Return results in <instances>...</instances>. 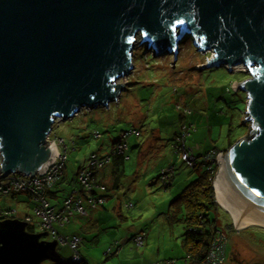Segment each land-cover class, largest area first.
Returning a JSON list of instances; mask_svg holds the SVG:
<instances>
[{"label":"water","instance_id":"obj_1","mask_svg":"<svg viewBox=\"0 0 264 264\" xmlns=\"http://www.w3.org/2000/svg\"><path fill=\"white\" fill-rule=\"evenodd\" d=\"M138 36L175 60L192 37L213 52L199 70L245 67L234 89L247 95L249 133L220 156L214 185L237 229L264 227V0H0V174H44L59 155L48 141L57 119L117 104ZM28 228L0 220V264H38L56 249Z\"/></svg>","mask_w":264,"mask_h":264},{"label":"rangeland","instance_id":"obj_2","mask_svg":"<svg viewBox=\"0 0 264 264\" xmlns=\"http://www.w3.org/2000/svg\"><path fill=\"white\" fill-rule=\"evenodd\" d=\"M140 40L138 36L133 53L134 70L127 79L121 81L127 85V90L121 93L117 104L115 101L108 108L82 109L80 114L72 119L56 120L59 123L54 124L51 137L64 139L69 152L61 181L53 189L56 197L48 198L56 209L62 207L65 198L72 190L79 188L78 174L80 169L87 165L91 154L98 153L100 156L109 154L121 132L139 129L140 136L134 134L128 138L129 151L125 154L124 160L122 158L120 162L117 159L113 160L103 171V177L111 181L115 179L114 174L121 170L120 173L124 179L114 193L120 198V203L132 201L135 209L137 208L132 211L122 208L126 217L137 218L131 233L140 230L143 226L147 227V231L152 230L153 227L160 230L161 223L164 224L168 208L173 201L172 198L179 196V193H176L177 196L171 197L170 190L165 192L161 188L158 177L163 167L170 164L175 166V190H182L186 185L182 183L184 180H188L187 178H191L194 174L197 177L203 172L201 165L194 171L188 164L194 161V155L205 153L215 146L210 144V140L208 144L203 138V134L207 133V127H213L216 146L225 151L230 140L233 138L238 140L248 135L250 129L249 123H244L247 95L234 89L235 83H241L249 78L245 67H236L232 72H229L225 66L197 69L198 65L205 66L208 63L213 57V52L198 51L190 36L180 43L176 60L171 54L156 55L152 49L141 45ZM177 86V90L182 89V95L177 96L173 92ZM181 96L186 99L187 105L193 111V114L185 120L193 123L197 131L196 136L189 138L188 141L189 145L193 146L194 155L186 153L184 161L181 160L182 153L181 159L178 154H173L169 146L170 139L165 134L166 131L172 132L181 124L179 114L174 110V105L176 106ZM212 102L219 105L218 109L222 108L224 113L214 114L212 109L216 107L211 106L212 109L208 107L213 104ZM208 113H210V119L207 121ZM95 131L101 133L102 138L94 137ZM155 132L159 133L160 139L156 138ZM225 151L221 152V156L225 154ZM216 163L219 169V159ZM0 205L16 207L21 214L34 216V204L29 202L23 194L8 196L0 194ZM211 215L217 218L219 226L223 228L229 240L225 264H239V262L264 264L263 227L250 226L237 229L234 218L222 205L212 210ZM156 223L160 224L156 225ZM232 224L233 227H231ZM180 225L183 227L182 224ZM69 226L64 228L65 233H69L66 230ZM114 226L116 225L111 227ZM114 229L116 228L112 230ZM90 230L92 231L93 228L91 227ZM119 232L116 236L118 239L126 233L121 234V230ZM84 238L90 242L89 246L95 252H87L90 249L88 245L85 249L81 246L82 253L91 264L103 261L118 264L122 256L133 251L134 257L138 251L131 249L129 252L125 242L121 241L125 245L122 256L106 260L101 245L97 246L95 242H92L93 236L84 234ZM46 239L49 240V237ZM52 256L68 260L70 251L67 248L58 247ZM148 258L150 260V255ZM48 263L51 264L52 261Z\"/></svg>","mask_w":264,"mask_h":264},{"label":"trees","instance_id":"obj_3","mask_svg":"<svg viewBox=\"0 0 264 264\" xmlns=\"http://www.w3.org/2000/svg\"><path fill=\"white\" fill-rule=\"evenodd\" d=\"M177 89L178 86L173 92L177 96L180 94L182 95V89ZM228 90L230 91V89ZM177 102L176 106L174 105V110L178 112L181 124L172 132L166 131L165 134L170 139L169 146L171 147L173 154H178L179 159H181V153L179 152L189 151L192 156L194 155L193 146L189 145L188 141L189 138L196 136L197 131L193 123H188L185 120L193 114L192 109L187 105L186 99L181 96ZM215 102H212L213 104L208 106L209 109H212L211 106H214L216 107L212 109L215 112L214 114L224 113L222 108L218 109L219 105ZM206 119L207 121L210 119V113H208ZM207 126H209L208 123ZM137 131H139V129ZM155 135H157V139H160L158 132H155ZM128 138L129 137L126 139L127 149L124 153H119L115 145L112 151L107 155L100 156L98 153L91 154L87 165L80 169V171L85 168H88L89 170L91 169L93 174L89 183L91 188L81 182L78 174L79 188L72 190V192L65 198L63 206L60 208L56 209L55 206H52L48 198L49 196L56 197V192L53 191V189L55 185L61 181L63 175L54 185L50 187L45 186L40 191L38 190L34 193L28 191L17 192L13 190L7 194L0 192V194L6 196L23 194L29 202L34 204V216L21 214L16 207L0 205L1 220L9 217L19 218L24 221L26 220L29 223L28 231L32 233H37V230L40 232L47 231L49 233V241L62 238L64 243L62 244L60 242L56 249L61 247L67 248L70 251V257L66 260L65 258H53L52 254L56 249L50 250L45 255L46 259L38 264H49L48 261H52L51 264H91L81 251V246L85 249L86 245H90V242L85 240L84 234L87 236H93L92 242H95L97 246L99 244L101 245L103 256L106 257V260H109L112 258H119L121 253L124 251L125 245L122 244L121 241L125 242L126 247L131 246V249H141L145 246L146 241L151 239L150 236L155 235V233L152 234V232L158 231L157 227H153L152 230L147 231V227L143 226L140 230H136L131 233L133 230L132 227H134V221H136L137 218L131 216L126 217L122 208L125 207L127 210L131 211L136 210L137 208L135 209V205L132 201H127L125 204L120 203V198H118L114 193L117 189H119L122 179H124L122 173H120L121 170L118 171V169L117 173L114 172L115 174L113 178L115 179L111 181L106 180L103 177L105 167L111 164L115 159L120 162V158L123 159L125 154L129 151ZM120 140L122 139L119 137L118 141ZM236 141L237 140L235 139L231 144H228V147L225 149H228L229 146L233 145ZM214 145L215 146L211 147L205 153L199 154L198 156L194 155V161L189 164L187 163L192 169H194V171H196V168L200 165L204 170L197 177H195L196 175L194 174L191 177V180H184L182 183H186V185L182 190H175L176 168L174 165L170 164L160 170L158 180L159 184H161V188L165 192L170 190L169 192L171 197L175 196L176 193H179V196L176 195L177 197L172 198L173 201L170 203L168 208V214L165 217V222L164 224L161 223V227H163V229L167 228V230L163 233L164 240L165 242L169 241L173 244L175 240L174 238H178L176 234L179 230L181 232L179 233V237H183L182 241L185 254L181 259H179V261L176 259H167L156 262L155 264L219 263L220 260L217 258H211V255L215 254V251L213 250L214 247L221 250L220 247L222 246H224L222 264L227 262L228 237L223 228L219 226L217 218H214L211 215L212 210L220 208V205L216 201V189L214 185L218 168L216 161L213 162L211 160L214 158L213 153L225 151L223 148L216 146V144ZM65 146L66 150L64 153L67 161L69 147L66 144ZM94 154L98 156L100 162H103L102 168L88 167V164ZM107 158H110L109 161H107ZM181 160L184 161L183 159ZM168 169L171 170L169 171ZM168 171L170 172L169 174ZM166 173L168 174V177H165ZM70 198H73L72 203L67 204ZM78 202H80L79 205ZM79 207L82 209L81 211ZM43 212H47L52 219L49 221L42 216ZM159 224L160 223H156V225ZM180 224H182L183 227ZM112 225H116L113 227L116 229L112 230ZM66 226H69L66 229L69 233L64 232V228ZM91 227L93 228L92 231L90 230ZM231 227H233V224ZM120 230L121 234L124 232L126 233L121 236L122 238L118 239L116 236H118ZM74 239H77L78 242L76 247L72 248L70 242ZM138 239L141 242H139ZM139 243H141V245ZM88 251L95 253L92 248L88 249L87 252ZM211 252L214 253L211 254ZM75 255L80 257L78 261H74L73 258ZM96 258L97 256H95V259ZM105 263L107 262H96V264Z\"/></svg>","mask_w":264,"mask_h":264},{"label":"built area","instance_id":"obj_4","mask_svg":"<svg viewBox=\"0 0 264 264\" xmlns=\"http://www.w3.org/2000/svg\"><path fill=\"white\" fill-rule=\"evenodd\" d=\"M57 122H59V121H57ZM134 134L139 135V132L135 129L134 130L130 129V132L129 131L121 132L120 138L122 140L117 141L115 144L116 145L115 147L118 149L119 153H124V151L127 149V140H126L127 137H130L131 135H134ZM93 136L99 139V138H102L103 135L96 131V132H94ZM48 141H49L50 145L52 143H55L56 150H57V153L59 155H58V157L54 156L55 161L48 167L47 171L42 175L37 174L35 177H31L30 175L27 176V175L21 174V173H13V174L8 175L7 177L0 174V192L1 193L7 194L12 190L17 191V192L28 191V192L34 193L35 191H38V190L40 191L45 186L50 187V186L54 185L61 178V176L64 173V169H65L66 155L64 152L66 150V146L64 144L63 139L57 138V137L52 138L51 135H50ZM179 153L183 154V156H182V159H183L185 154L189 153V151H184V152H179ZM221 154H222L221 152L213 153L214 158H212L211 161L214 162L216 160L218 162V159L221 156ZM187 157L188 156H186V158ZM109 159L110 158H107V161H109ZM193 160H194V158H193ZM88 167L102 168L103 162H100L98 156L96 154H94L92 156L90 163L88 164ZM168 170L170 171L171 169H168ZM169 171H168V174L170 173ZM168 174L166 173L165 177H168ZM92 176H93V174L91 172V169L89 170L88 168H85L84 170L79 172V179L81 180V182L83 184H86L87 186H89V188H91L90 187L91 185L89 183L92 179ZM72 199L73 198H70L68 200L67 204L72 203ZM79 203L80 202H78V205H79ZM81 210L82 209L80 208V211ZM42 216H44L49 221L52 219V217L47 212H43ZM0 218H1V215H0ZM57 240L59 243L60 242L62 244L64 243V240L62 238L57 239ZM138 241L141 242L139 239H138ZM77 242H78L77 239H74L73 241H71L70 242L71 247L75 248ZM139 244L141 245V243H139ZM220 248H221V250H219L217 247H214L213 250L215 251V254L211 255V258H217L220 260L219 263H215V264H222V262H223L224 246H222ZM213 253L214 252H211V254H213ZM79 258L80 257L78 255H75L73 259H74V261H78Z\"/></svg>","mask_w":264,"mask_h":264},{"label":"crops","instance_id":"obj_5","mask_svg":"<svg viewBox=\"0 0 264 264\" xmlns=\"http://www.w3.org/2000/svg\"><path fill=\"white\" fill-rule=\"evenodd\" d=\"M241 138V137H240ZM236 138H233L229 141V144H231ZM204 140L209 144L214 145L216 144L215 141V134L214 129L212 127H207V133L204 135ZM230 147V146H229ZM205 149V148H203ZM227 150V149H226ZM198 156V155H197ZM190 180L191 178H187ZM167 230V228L161 227V229L158 231L152 232L155 233V235L150 236L151 239L146 241L145 246L141 249H137V254L133 257L132 253H127L128 255L122 256V253L120 256L123 258L120 259L118 264H155L156 262L164 261L167 259H176L179 261L181 259L185 252L183 248V237H179V233H181L178 230V233L176 234L178 238H174V243H170L169 241L165 242L163 233ZM127 250H131V246L127 247ZM130 252V251H129ZM150 255V260H148V256ZM147 262V263H146ZM241 263V262H239ZM106 264H117L116 263H106Z\"/></svg>","mask_w":264,"mask_h":264},{"label":"bare ground","instance_id":"obj_6","mask_svg":"<svg viewBox=\"0 0 264 264\" xmlns=\"http://www.w3.org/2000/svg\"><path fill=\"white\" fill-rule=\"evenodd\" d=\"M223 206V205H222ZM224 207V206H223ZM225 208V207H224ZM226 209V208H225ZM227 211H229L228 209H226ZM230 212V211H229ZM231 213V212H230ZM232 215V214H231ZM233 217V216H232ZM250 226H260V227H263V226H261V225H258V224H250V225H247V226H245V227H243V228H246V227H250ZM264 228V227H263Z\"/></svg>","mask_w":264,"mask_h":264},{"label":"clouds","instance_id":"obj_7","mask_svg":"<svg viewBox=\"0 0 264 264\" xmlns=\"http://www.w3.org/2000/svg\"><path fill=\"white\" fill-rule=\"evenodd\" d=\"M110 106V105H109ZM85 109H87V108H85ZM80 114V112H78L75 116H78ZM74 116V117H75ZM96 132V131H95ZM98 132V131H97ZM194 157V156H193ZM216 201H217V198H216ZM218 203V202H217ZM219 204V203H218ZM220 206H221V204H219Z\"/></svg>","mask_w":264,"mask_h":264}]
</instances>
